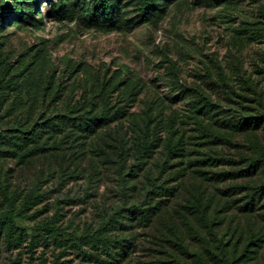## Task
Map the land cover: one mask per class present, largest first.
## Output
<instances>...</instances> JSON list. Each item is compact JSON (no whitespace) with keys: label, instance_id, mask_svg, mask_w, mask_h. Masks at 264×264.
Returning a JSON list of instances; mask_svg holds the SVG:
<instances>
[{"label":"rangeland","instance_id":"1","mask_svg":"<svg viewBox=\"0 0 264 264\" xmlns=\"http://www.w3.org/2000/svg\"><path fill=\"white\" fill-rule=\"evenodd\" d=\"M82 1L0 0V264H264V0Z\"/></svg>","mask_w":264,"mask_h":264},{"label":"trees","instance_id":"2","mask_svg":"<svg viewBox=\"0 0 264 264\" xmlns=\"http://www.w3.org/2000/svg\"><path fill=\"white\" fill-rule=\"evenodd\" d=\"M25 2L28 3L30 9H34L36 8V3L34 2V0H23ZM52 1V9L50 11L52 16H56V18H60L58 16H60V12L63 6V2L62 0H51ZM82 11L85 17V20H87L86 24L88 26H92V25H98L101 26L104 29L107 30H114V29H118V28H122L125 25V19L123 17V13L121 11L120 6L118 5V0H100V4L96 9H91L86 3L85 1H82ZM139 4L142 8V12H143V20L147 21V20H151L154 18V15L152 13V6H153V2L152 0H139ZM58 9L59 11H54ZM16 11L21 14L22 13V7L17 5L16 6ZM104 114H100L98 115L99 118L103 119L104 118ZM152 152H155L154 149L151 150L150 154H153ZM121 160V159H120ZM137 169H131V171L129 173H127V175L124 176V180L130 178L131 180H133V177L136 176V178H140V176H138V172L136 171ZM255 173V172H254ZM252 173H246V175H251ZM133 175V176H132ZM218 176H221L220 178ZM216 177H218V180H228V171L226 172V170L217 173ZM133 184V183H132ZM152 188H146V191H144V197L142 200L134 202L132 204L128 203H123V207H121V209L123 210H128L131 213H133V216L131 217H127V215L121 214L120 212V216L122 218H126V219H145L146 222H152L154 217L160 216L161 212L164 210V204L162 205L161 203L163 202V199H157L158 195H163L166 193H163V191H160L158 188L162 187L164 189L167 190V192H169V195L174 194L173 191H170L172 189H169L168 187H164V186H160L157 185L155 182L152 185ZM221 193L228 196V184H227V188L226 189H221ZM251 197L248 198V201L246 204L242 205V207L246 208L249 206V204L253 203L252 205H254V199H255V193H253L252 195H250ZM154 204H151V203ZM151 204V205H150ZM216 204L218 205H222V206H226L225 211L228 212V199L224 201V203H222L221 200L216 201ZM251 205V206H252ZM251 208V207H249ZM140 214V215H139ZM20 216V213L14 211V210H3L0 211V224L3 223H8L10 226H16L17 224V218ZM115 217H112V219H114ZM201 227L203 229L210 227L208 225V220H204L201 222ZM198 228V226H197ZM200 228V227H199ZM201 228V229H202ZM206 249V247L204 246V244H201L200 248L198 249L200 251V253H197L198 256H203L204 255V250ZM210 251H212V254H214L215 256L218 255L217 252L213 251V250H208L207 255L210 254ZM185 252V251H184ZM213 260H206L205 264H213L212 263Z\"/></svg>","mask_w":264,"mask_h":264}]
</instances>
